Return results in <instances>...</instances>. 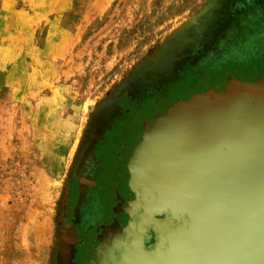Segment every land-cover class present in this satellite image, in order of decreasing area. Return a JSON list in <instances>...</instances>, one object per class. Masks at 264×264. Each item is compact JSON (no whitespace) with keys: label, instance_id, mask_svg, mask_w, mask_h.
I'll use <instances>...</instances> for the list:
<instances>
[{"label":"rangeland","instance_id":"1","mask_svg":"<svg viewBox=\"0 0 264 264\" xmlns=\"http://www.w3.org/2000/svg\"><path fill=\"white\" fill-rule=\"evenodd\" d=\"M87 173L73 264L264 244V0H0V264H58Z\"/></svg>","mask_w":264,"mask_h":264},{"label":"water","instance_id":"2","mask_svg":"<svg viewBox=\"0 0 264 264\" xmlns=\"http://www.w3.org/2000/svg\"><path fill=\"white\" fill-rule=\"evenodd\" d=\"M243 233H246V236H247L246 241L245 239L242 241ZM230 244H231L230 246L231 248L226 249V250H231V249L233 250L228 251L229 253L223 254V259L220 260V264H232L233 259L235 256H237V254L239 256H242L245 254V257L242 258L240 264H258L260 259L264 258V244L255 240V234L250 225L243 224L232 234L226 236L224 239L214 242L207 248L200 250L193 257L179 256L176 254H168L162 260L161 264H165L170 255L176 257L177 260L179 259L180 261H183V262L185 259L184 264H186V262L195 263V260H197L200 257V254L204 252L205 250L208 251L213 248L215 249L217 247H220L221 245H226V248H227ZM169 264H179V263H175L171 261L169 262Z\"/></svg>","mask_w":264,"mask_h":264},{"label":"bare ground","instance_id":"3","mask_svg":"<svg viewBox=\"0 0 264 264\" xmlns=\"http://www.w3.org/2000/svg\"><path fill=\"white\" fill-rule=\"evenodd\" d=\"M142 104H135L133 105V109L141 106ZM133 110L132 108H129L127 110L128 113H131ZM123 118V117H122ZM125 118V117H124ZM88 182L93 183V179L87 178V177H80L77 176V184L78 187L76 189V193L78 195V192H81L85 189V186L87 185ZM116 190H118V187H115ZM76 194H74V199L73 203L71 200H68L67 204V211L63 213V220H62V233L60 236V248H59V259H58V264H73L75 257H76V250H75V239H76V232L74 228V221L76 217L74 216V202L76 199ZM70 230H72L73 237H70ZM64 233V234H63ZM71 238V239H70Z\"/></svg>","mask_w":264,"mask_h":264},{"label":"flooded vegetation","instance_id":"4","mask_svg":"<svg viewBox=\"0 0 264 264\" xmlns=\"http://www.w3.org/2000/svg\"><path fill=\"white\" fill-rule=\"evenodd\" d=\"M82 177L92 178L93 179V183L88 182L87 185L85 186V189L83 191H81V192H78V195H77L76 189L78 187V184H77V178L75 179V194L77 195V196L76 195L75 196L77 197L76 200L79 202V208L76 211L77 212V218L75 219V221L73 223L74 228H75V224L78 221L80 213H81L80 209L82 207H84L87 204V202H88V191L90 189H92V188H94V187L99 185L98 180H96V178L93 177V175H90V174L87 173V174L83 175ZM115 187H118L119 189L116 190ZM104 188L107 189V190H111V191L112 190H116V192H120L121 191V186H118V185L116 186L114 184H109V183L105 184ZM73 197H74V193H73ZM76 200H75V204H76ZM74 208H75V205H74ZM74 211H75V209H74ZM74 244H75L74 247H75V250H76V257H75V262H76L77 261V237L75 239V243Z\"/></svg>","mask_w":264,"mask_h":264}]
</instances>
